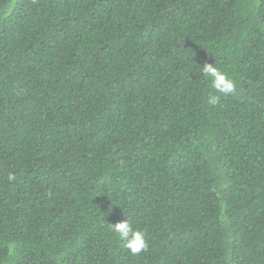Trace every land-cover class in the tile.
<instances>
[{"label": "trees", "instance_id": "trees-1", "mask_svg": "<svg viewBox=\"0 0 264 264\" xmlns=\"http://www.w3.org/2000/svg\"><path fill=\"white\" fill-rule=\"evenodd\" d=\"M0 264H264V0H0Z\"/></svg>", "mask_w": 264, "mask_h": 264}, {"label": "clouds", "instance_id": "clouds-1", "mask_svg": "<svg viewBox=\"0 0 264 264\" xmlns=\"http://www.w3.org/2000/svg\"><path fill=\"white\" fill-rule=\"evenodd\" d=\"M200 72L204 77L210 80L212 88L219 95H211L208 103L217 105L222 97L226 98L237 92L236 81L221 71L214 63L205 62L200 67ZM8 180L14 181L16 175L13 172L8 173ZM113 233L117 234L118 239L122 242L123 247L128 249L133 255H138L148 248L145 233L134 228L132 223L126 218L110 224Z\"/></svg>", "mask_w": 264, "mask_h": 264}]
</instances>
